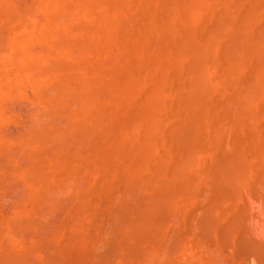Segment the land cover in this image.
<instances>
[{
  "label": "rangeland",
  "instance_id": "1",
  "mask_svg": "<svg viewBox=\"0 0 264 264\" xmlns=\"http://www.w3.org/2000/svg\"><path fill=\"white\" fill-rule=\"evenodd\" d=\"M0 38V264H264V0H0Z\"/></svg>",
  "mask_w": 264,
  "mask_h": 264
},
{
  "label": "bare ground",
  "instance_id": "2",
  "mask_svg": "<svg viewBox=\"0 0 264 264\" xmlns=\"http://www.w3.org/2000/svg\"><path fill=\"white\" fill-rule=\"evenodd\" d=\"M52 1H53V0H52ZM24 35H25V34H24ZM64 37H65V36H64ZM1 38H2V37H1ZM1 38H0V40H1ZM5 40H6V39H5ZM8 41H9V40H8ZM2 42H3V41L1 40V44H2ZM3 46H4V45H3ZM5 46H6V45H5ZM26 46H27V45H26ZM10 47H11V46H10ZM0 48H1V47H0ZM1 49H2V48H1ZM5 49H6V47H5ZM11 49H13V48H11ZM9 50H10V49H9ZM5 52H6V51H5ZM19 52H20V51H19ZM23 52H24V51H23ZM23 52H22V53H23ZM0 53H1V52H0ZM15 53H16V52H15ZM20 53H21V52H20ZM17 55H18V54H17ZM17 57H18V56H17ZM20 57H22V56H20ZM19 59H20V58H19ZM66 85H67V84H66ZM61 88H62V87H61ZM66 91H67V90H66ZM59 95H60V94H59ZM59 95H58V96H59ZM64 95H65V94H64ZM82 97H84L83 94H82ZM60 98H61V97H60ZM63 98H65V97H63ZM60 101H61V100H60ZM56 102H57V101H56ZM58 102H59V101H58ZM81 102H82V101H81ZM17 106H18V105H17ZM59 106H60V105H59ZM20 107H21V106H20ZM60 107H61V106H60ZM21 108H22V107H21ZM35 111H37V110H35ZM59 112H61V111H59ZM37 113H38V112H37ZM40 113H41V112H40ZM44 113H45V111H44ZM44 113H43V114H44ZM46 113H47V112H46ZM46 113H45V114H46ZM57 113H58V112H57ZM33 114H34V113H33ZM43 114H41V115H43ZM51 116H52V115H51ZM54 116H55V115H54ZM56 116H57V115H56ZM56 116H55V118H56ZM52 117H53V116H52ZM57 117H58V116H57ZM36 118H37V117H36ZM38 118H40V117H38ZM38 118H37V119H38ZM53 118H54V117H53ZM50 119H51V118H50ZM30 120H31V119H30ZM48 120H49V119H48ZM36 121H37V120H36ZM38 121H39V120H38ZM38 123H39V122H38ZM49 123H50V122H49ZM55 123H56V122H55ZM35 125H36V124H35ZM50 125H51V124H50ZM43 126H44V125H43ZM57 126H58V125H57ZM49 129H50V128H49ZM14 130H15V129H14ZM23 130H24V129H23ZM27 130H28V129H27ZM61 130H62V129H61ZM77 130H78V129H77ZM15 131H16V130H15ZM25 131H26V130H25ZM43 131L46 132V130H43ZM43 131H42V132H43ZM34 133L36 134V132H34ZM31 134H32V133H31ZM44 134H45V133H43V135H44ZM50 134H51V132H50ZM63 134H64V133H63ZM26 135H27V134H26ZM33 136H35V135H33ZM50 136H51V135H50ZM56 136H58V135H56ZM26 137H28V136H26ZM29 137H30V136H29ZM38 137H39V135H38ZM21 138H22V137H21ZM31 139H32V138H31ZM41 139H42V138H41ZM55 139H56V138H55ZM58 140H59V139H58ZM70 140H71V139H70ZM55 141H56V140H55ZM26 142H27V141H26ZM28 142H29V140H28ZM57 142H58V141H57ZM46 143H47V142H46ZM52 143H53V142H52ZM53 146H54V145H53ZM34 178H35V177H34ZM68 186H69V185H68ZM65 188H66V187H65ZM44 196H45V195H44ZM49 196H50V195H49ZM49 198H50V197H49ZM44 202H45V201H44ZM4 255H5V254H4ZM2 256H3V255H2ZM0 258H1V256H0ZM10 258H12V257H10ZM10 258H7L8 260H7L6 258H4V259H6L5 261H4L3 259H2V260L5 262V264H15V260H12V259H10ZM17 259H18V258H17ZM4 262H3V263H4ZM22 262H23V261H22ZM16 263H17V262H16ZM22 264H23V263H22Z\"/></svg>",
  "mask_w": 264,
  "mask_h": 264
}]
</instances>
